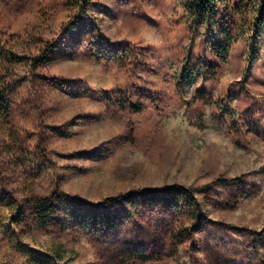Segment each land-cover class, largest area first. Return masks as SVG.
I'll use <instances>...</instances> for the list:
<instances>
[{
	"label": "rangeland",
	"instance_id": "1",
	"mask_svg": "<svg viewBox=\"0 0 264 264\" xmlns=\"http://www.w3.org/2000/svg\"><path fill=\"white\" fill-rule=\"evenodd\" d=\"M190 4L0 0V264H264V28Z\"/></svg>",
	"mask_w": 264,
	"mask_h": 264
},
{
	"label": "trees",
	"instance_id": "2",
	"mask_svg": "<svg viewBox=\"0 0 264 264\" xmlns=\"http://www.w3.org/2000/svg\"><path fill=\"white\" fill-rule=\"evenodd\" d=\"M252 4H256L259 12L257 17V25L264 28V0H191L189 7V14L196 24H203L206 22L213 23L219 15L220 8L228 5L243 10L241 13H247V10ZM4 123L10 125L9 107L5 104L3 111ZM238 180H227L223 177L218 178L214 184L228 186L236 183ZM193 192H187L182 186L173 185L166 186L162 189L155 190H141L138 195L146 197L151 205L162 204L176 208L184 206L188 201H193ZM119 200H123L126 204L133 206V201L126 196H121ZM118 200V201H119ZM195 202H193V205ZM198 206V205H197ZM35 216L38 225L42 228H47L57 218V206L50 198L39 199L35 205ZM113 225V224H111ZM181 242L174 246L175 251L179 248ZM131 254H125L117 264H127ZM143 260H147L144 254H141Z\"/></svg>",
	"mask_w": 264,
	"mask_h": 264
}]
</instances>
